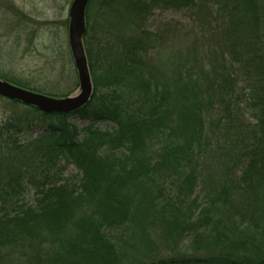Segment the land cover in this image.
Listing matches in <instances>:
<instances>
[{
    "label": "trees",
    "instance_id": "obj_1",
    "mask_svg": "<svg viewBox=\"0 0 264 264\" xmlns=\"http://www.w3.org/2000/svg\"><path fill=\"white\" fill-rule=\"evenodd\" d=\"M171 11L191 23L148 29ZM2 12L40 28L14 0ZM86 27L90 102L9 100L24 108L0 124V264H122L147 220L163 232L146 264H264V0H90Z\"/></svg>",
    "mask_w": 264,
    "mask_h": 264
},
{
    "label": "rangeland",
    "instance_id": "obj_2",
    "mask_svg": "<svg viewBox=\"0 0 264 264\" xmlns=\"http://www.w3.org/2000/svg\"><path fill=\"white\" fill-rule=\"evenodd\" d=\"M14 1L19 9L34 18L40 28H27L15 16L4 20L0 19V71L12 74L24 85L28 84L42 95L50 98L65 100L78 94L81 88L69 37V12L74 0ZM2 14L4 13L2 12L0 15ZM168 21H175L182 25L191 23L190 14L171 11L157 13L150 20L148 29L155 31L160 27L159 25ZM65 95L67 97L61 98ZM23 108L0 96V124L5 119H9L22 111ZM74 122L80 129L91 125L90 122ZM99 127L105 128L104 126ZM95 128H98V126H95ZM37 136L38 134L34 136L24 134L15 139H17L18 144H25L24 154L29 151L33 154L34 146L26 148V145ZM61 167L63 168L61 182L80 181L82 174L76 165H67L63 161ZM32 194L33 192L29 197H26L27 201L30 197H33ZM140 227L144 229V237L141 235L135 236L137 228L130 227L134 239L125 238L132 241L131 246L125 248L126 253L122 249L123 242H118L116 245V253H119L124 259L122 264H146L148 259L145 248L151 245L150 240L158 244L159 239L162 238L161 232H163V229L154 226L149 220ZM190 243L191 237H187L182 244V248L179 246V248L173 247V249L181 251V249L188 247ZM188 252H190V249L186 250L185 253ZM22 263L23 261L20 262V264Z\"/></svg>",
    "mask_w": 264,
    "mask_h": 264
},
{
    "label": "water",
    "instance_id": "obj_3",
    "mask_svg": "<svg viewBox=\"0 0 264 264\" xmlns=\"http://www.w3.org/2000/svg\"><path fill=\"white\" fill-rule=\"evenodd\" d=\"M89 1L74 0L69 12V37L81 88L79 93L65 100H58L0 80L1 97L25 106L36 107L47 114H70L85 107L90 102L93 95V85L83 41L87 28L86 9Z\"/></svg>",
    "mask_w": 264,
    "mask_h": 264
}]
</instances>
